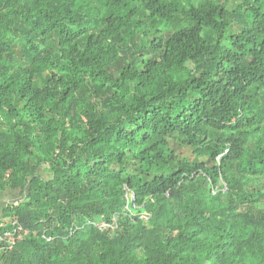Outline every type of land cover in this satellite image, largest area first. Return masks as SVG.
Here are the masks:
<instances>
[{
    "label": "trees",
    "instance_id": "trees-1",
    "mask_svg": "<svg viewBox=\"0 0 264 264\" xmlns=\"http://www.w3.org/2000/svg\"><path fill=\"white\" fill-rule=\"evenodd\" d=\"M10 191L0 264H264V0H0Z\"/></svg>",
    "mask_w": 264,
    "mask_h": 264
},
{
    "label": "rangeland",
    "instance_id": "rangeland-1",
    "mask_svg": "<svg viewBox=\"0 0 264 264\" xmlns=\"http://www.w3.org/2000/svg\"><path fill=\"white\" fill-rule=\"evenodd\" d=\"M185 151H187V150H184V152ZM19 197H21V196H20V193L18 191L5 192V194H3V196L1 197V200L3 201L2 204H4L5 201H7V200H15ZM0 213H1V209H0Z\"/></svg>",
    "mask_w": 264,
    "mask_h": 264
},
{
    "label": "crops",
    "instance_id": "crops-1",
    "mask_svg": "<svg viewBox=\"0 0 264 264\" xmlns=\"http://www.w3.org/2000/svg\"><path fill=\"white\" fill-rule=\"evenodd\" d=\"M2 202H3V201H2L1 198H0V209H1V212L3 211V208H4V206H5L4 204H2ZM0 216H1V213H0Z\"/></svg>",
    "mask_w": 264,
    "mask_h": 264
}]
</instances>
